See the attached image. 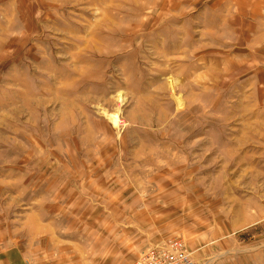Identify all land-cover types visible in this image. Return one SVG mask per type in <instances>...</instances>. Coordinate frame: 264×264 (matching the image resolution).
<instances>
[{"label":"rangeland","instance_id":"obj_1","mask_svg":"<svg viewBox=\"0 0 264 264\" xmlns=\"http://www.w3.org/2000/svg\"><path fill=\"white\" fill-rule=\"evenodd\" d=\"M232 3L0 0V249L159 179L230 235L202 264H264V1Z\"/></svg>","mask_w":264,"mask_h":264},{"label":"crops","instance_id":"obj_2","mask_svg":"<svg viewBox=\"0 0 264 264\" xmlns=\"http://www.w3.org/2000/svg\"><path fill=\"white\" fill-rule=\"evenodd\" d=\"M125 180L63 192L62 249L59 242L28 239L1 248L0 264H134L145 250L174 236L202 264L217 244L229 241L228 233L216 234L212 221L198 222L174 185L142 179V186L134 187Z\"/></svg>","mask_w":264,"mask_h":264},{"label":"built area","instance_id":"obj_3","mask_svg":"<svg viewBox=\"0 0 264 264\" xmlns=\"http://www.w3.org/2000/svg\"><path fill=\"white\" fill-rule=\"evenodd\" d=\"M134 264H194V259L180 237H168L145 250Z\"/></svg>","mask_w":264,"mask_h":264},{"label":"bare ground","instance_id":"obj_4","mask_svg":"<svg viewBox=\"0 0 264 264\" xmlns=\"http://www.w3.org/2000/svg\"><path fill=\"white\" fill-rule=\"evenodd\" d=\"M109 118H113L112 122L114 123V125L118 124V120L116 119L117 117L115 115H109Z\"/></svg>","mask_w":264,"mask_h":264}]
</instances>
